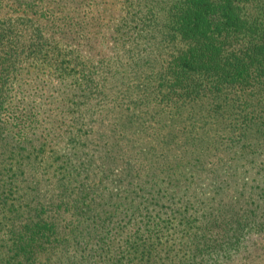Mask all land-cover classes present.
Instances as JSON below:
<instances>
[{
	"label": "trees",
	"instance_id": "obj_1",
	"mask_svg": "<svg viewBox=\"0 0 264 264\" xmlns=\"http://www.w3.org/2000/svg\"><path fill=\"white\" fill-rule=\"evenodd\" d=\"M0 264H264V0H0Z\"/></svg>",
	"mask_w": 264,
	"mask_h": 264
}]
</instances>
